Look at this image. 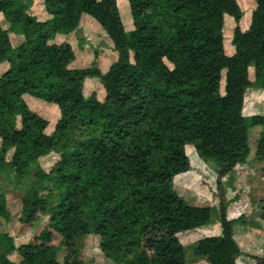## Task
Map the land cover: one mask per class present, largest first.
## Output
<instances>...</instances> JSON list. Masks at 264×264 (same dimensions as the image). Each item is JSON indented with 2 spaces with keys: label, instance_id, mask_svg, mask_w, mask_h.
I'll list each match as a JSON object with an SVG mask.
<instances>
[{
  "label": "trees",
  "instance_id": "1",
  "mask_svg": "<svg viewBox=\"0 0 264 264\" xmlns=\"http://www.w3.org/2000/svg\"><path fill=\"white\" fill-rule=\"evenodd\" d=\"M126 1L128 31L116 0H42L50 16L43 21L27 14L21 0H0V15L10 23L0 27V60L7 63L0 74V169L15 185L25 184L20 228L31 229L46 215L43 226L20 245L0 232L5 246L0 264H82L77 241L89 233L121 264H186L176 235L205 226L211 208L185 203L170 187L174 175L190 168L184 146L217 165L218 188L248 157V130L254 126L260 127L254 156L264 162V115L242 114L245 91L264 90V0H252L245 31L234 27L229 55L222 27L224 15L236 23L241 17L235 0ZM81 16L102 30L115 53L104 72L96 65L71 67L72 47L50 42L55 34L74 30ZM16 28L23 41L13 47L9 33ZM85 78L99 81L102 101L83 98ZM24 94L56 107L55 136L74 126L85 132L52 167L60 190L52 206L39 195L45 174L28 168L52 146L53 136L44 133L46 120L26 107ZM225 208L221 192L219 233L192 244L193 256L208 264H235L241 255L233 239L236 221L226 217ZM4 211L0 198L5 218ZM258 213L264 221V206ZM59 246L65 250L61 261ZM12 253L17 259H10ZM253 258L264 264V255Z\"/></svg>",
  "mask_w": 264,
  "mask_h": 264
},
{
  "label": "rangeland",
  "instance_id": "2",
  "mask_svg": "<svg viewBox=\"0 0 264 264\" xmlns=\"http://www.w3.org/2000/svg\"><path fill=\"white\" fill-rule=\"evenodd\" d=\"M26 5V13L43 21L50 16L45 12L42 0H21ZM241 17L236 23L230 16L224 15L222 36L224 51L227 55L233 52L231 45L234 27L245 31L250 24L254 2L252 0H235ZM119 16L124 30L131 29V17L126 0H116ZM157 21L164 26L162 17ZM0 27L8 29L10 23L0 15ZM9 39L13 47L18 46L23 37L18 28L12 29ZM51 43H68L75 54V60L71 67L89 68L96 65L104 72L115 60V53L109 46L108 39L102 30L89 20L81 16L74 30L67 34H55ZM7 63L0 60V74L5 71ZM248 77L253 80V68L248 70ZM82 96L88 99L93 95L98 101L104 98V91L96 78H85L82 84ZM26 107L46 120L47 126L44 133L53 136V144L47 152L39 156L28 168L31 173L35 168H40L45 177L39 181V195L46 199L47 205L52 206L60 193L54 184L52 167L59 161L63 151L70 148L73 139H78L84 134V129L74 126L69 132L62 136H55L54 128L59 118L56 107L52 104L33 98L27 94L21 96ZM242 114L244 116L264 115V90L260 88H249L245 91L243 99ZM18 122V121H17ZM260 127L254 126L248 130L249 155L242 164H237L224 176L221 186H216V164L203 162L196 155L192 145H185L184 152L189 159L190 168L183 174L174 175L170 180L171 189L185 203L190 205L211 208L209 222L197 229L180 232L176 235L178 241L184 248L186 264H208L204 258H195L192 253V244L196 240L213 236L219 233L218 207L221 192L225 202V213L229 220L236 221L233 227V239L241 255L235 260V264H255L254 256L264 255V221L259 218V208L264 206V162L255 158L254 152L259 137ZM13 150L5 154V163L10 160ZM29 178L24 182H28ZM25 185V184H24ZM23 184H14L11 176H5L0 169V198L4 201V212L6 217L0 216V232L7 233L15 246L30 240L39 226H43L46 215L40 214L36 224L31 229H21L18 218L21 211L20 197L24 190ZM99 238L95 234H87L77 241V252L82 264H121L115 262L98 248ZM58 245L57 240H53ZM5 246L0 244V253ZM65 255L64 247L59 246L57 260L61 261ZM10 259H17L15 253L9 255Z\"/></svg>",
  "mask_w": 264,
  "mask_h": 264
},
{
  "label": "crops",
  "instance_id": "3",
  "mask_svg": "<svg viewBox=\"0 0 264 264\" xmlns=\"http://www.w3.org/2000/svg\"><path fill=\"white\" fill-rule=\"evenodd\" d=\"M185 173V172H184ZM180 174H183V173H180ZM178 175V174H177Z\"/></svg>",
  "mask_w": 264,
  "mask_h": 264
}]
</instances>
